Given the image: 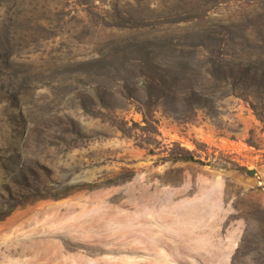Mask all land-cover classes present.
<instances>
[{
    "label": "rangeland",
    "instance_id": "rangeland-1",
    "mask_svg": "<svg viewBox=\"0 0 264 264\" xmlns=\"http://www.w3.org/2000/svg\"><path fill=\"white\" fill-rule=\"evenodd\" d=\"M14 200L0 264H264V0H0Z\"/></svg>",
    "mask_w": 264,
    "mask_h": 264
},
{
    "label": "trees",
    "instance_id": "trees-1",
    "mask_svg": "<svg viewBox=\"0 0 264 264\" xmlns=\"http://www.w3.org/2000/svg\"><path fill=\"white\" fill-rule=\"evenodd\" d=\"M177 158H179V159H185V160L186 159L196 160L191 154L179 156ZM197 161H200L201 162V160H197ZM16 203H17V200H14L13 202H9L7 204V206L5 208H3V210L0 212V215H5L6 213H8V211H10L14 207V205Z\"/></svg>",
    "mask_w": 264,
    "mask_h": 264
}]
</instances>
